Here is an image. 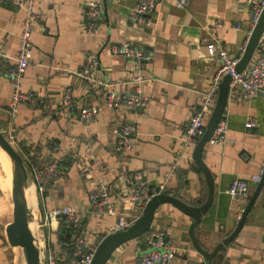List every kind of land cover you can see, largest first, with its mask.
I'll list each match as a JSON object with an SVG mask.
<instances>
[{"label": "crops", "instance_id": "crops-1", "mask_svg": "<svg viewBox=\"0 0 264 264\" xmlns=\"http://www.w3.org/2000/svg\"><path fill=\"white\" fill-rule=\"evenodd\" d=\"M86 1L37 0L42 18L32 34V58L21 81L22 92L32 99L19 106L11 125L7 72L18 50L23 14L0 2V130L13 136L37 196L31 167L60 165L58 177H44L45 190L40 196L44 214L64 205L84 214L69 240L58 239L60 220L44 223L48 229L44 250L54 249L57 264H76L71 255L72 232L83 231L94 243L112 232L114 217L86 212L87 195L99 177L108 182L112 201L120 211L130 209L131 185L151 190L165 179L168 194L195 206L206 201L207 180L195 163L194 145L185 148L183 144L199 93L217 69L216 50L210 51L202 39L235 54L250 23L248 0H153L148 25H139L130 16L143 0H100L102 19L98 33L90 35L85 32ZM125 41L144 48L145 58L128 60L111 53L110 44ZM94 57L98 60L96 77L109 84L101 91L95 83L75 75ZM66 89L72 92L69 106L63 103ZM136 89L148 98L147 105L123 107L126 94ZM104 90L118 96V108L106 106ZM83 104L96 109L92 120L80 119ZM223 117L225 140L209 141L202 151L214 180V197L194 235L207 250L234 228L246 206L247 202L226 193L229 184L248 179L252 194L258 183L252 178L264 164V87L250 100L229 99ZM248 122L254 125L247 127ZM124 124L135 127L128 148L118 143ZM133 176L132 184L125 181ZM192 222V217L170 203L156 208L150 230L165 231L173 247L170 264L200 260L189 236ZM224 228L225 233L220 232ZM147 251L141 236L116 248L105 264H141ZM222 253L223 259L214 264H264V184L242 228Z\"/></svg>", "mask_w": 264, "mask_h": 264}, {"label": "built area", "instance_id": "built-area-1", "mask_svg": "<svg viewBox=\"0 0 264 264\" xmlns=\"http://www.w3.org/2000/svg\"><path fill=\"white\" fill-rule=\"evenodd\" d=\"M0 2L8 3L18 8L23 17L21 19L22 29L19 33L18 50L14 59V64L9 68L7 77L10 80L11 96L9 100V124L15 120L18 115L19 106L32 99L30 94H25L21 90V81L25 71L30 64L33 52L32 34L36 25L40 22L42 15L37 10V0H0ZM182 6V2L178 3ZM154 7L153 0H143L137 3L131 10V18L139 25H148L150 23V13ZM248 8L250 14V23L247 35L243 43L238 47L235 54L229 53L227 50L216 46V44L207 38H203L207 48L210 51L216 50V72L212 75L206 88L203 89L198 96V102L194 107L190 119L184 129V147L191 148L195 145L196 140L200 138L205 130L206 122L210 116L217 97L219 84L224 75L230 76L228 100L246 101L258 95L264 87V30L259 36L253 49L251 57L245 67L238 71L237 64L240 61L246 49L250 36L260 18L264 9V0H248ZM83 10L85 17L88 18L85 32L90 35L98 33L99 23L104 12L103 4L100 0H88L84 2ZM109 49L112 54L122 56L128 60H142L147 55L144 48L140 45H133L130 42H120L110 44ZM98 68V60L96 57L89 60L75 75L82 80H89L95 83L101 90L107 88L109 84L105 80L96 77ZM137 76L136 79H140ZM105 104L109 109L119 107L118 96L109 90L102 93ZM72 92L66 89L63 96V103L66 106L71 104ZM148 98L139 90L126 94L123 100V107L127 109H135L140 106H146ZM96 109L93 106L83 104L79 108V117L82 120H92L95 116ZM217 122L214 132L209 141H224L226 132V121L223 117ZM254 125L251 122L246 124L247 127ZM118 143L122 148H128L135 127L132 124H124L120 130ZM6 137L12 142L13 136L8 131ZM174 166H172V169ZM264 170L262 165L259 174L252 179L258 182ZM60 173V165L53 162L48 167L40 169L31 167V175L36 184L37 191L41 196L45 190V179L49 177H58ZM133 177L125 178V181L132 184ZM162 181L157 186L148 189L133 187L130 191V209L126 212L118 210L112 201L110 187L108 182L99 177L94 183L92 190L87 195L88 206L86 212L96 214L97 216H112L115 222L112 232L124 230L131 225L142 213L150 198L160 193H167L166 181ZM226 193L232 199L247 202L250 197L248 179L233 180ZM244 208H241L240 215ZM83 211L76 209L70 205H64L58 208L47 210L44 219L47 224L48 220H60L66 228L71 232L74 228H79ZM74 243L71 255L76 260V264H90L93 254L98 243H94L83 231L72 232ZM144 240L148 246V251L142 256L141 264H170L173 256V247L166 240L164 230H149L145 233ZM44 264H57V255L53 248H47L44 256Z\"/></svg>", "mask_w": 264, "mask_h": 264}, {"label": "water", "instance_id": "water-1", "mask_svg": "<svg viewBox=\"0 0 264 264\" xmlns=\"http://www.w3.org/2000/svg\"><path fill=\"white\" fill-rule=\"evenodd\" d=\"M264 30V9L260 18L250 36L246 49L237 64V70H242L248 62L256 42ZM230 76L224 75L218 88V97L215 106L208 117L205 130L200 138L196 140L193 148V157L195 163L199 166L206 176L207 180V199L198 206L188 204L179 198L167 194L160 193L153 196L147 202L143 213L126 229L106 234L98 243L96 250L93 254L90 264H105L113 251L123 243L139 238L150 230L156 208L160 204L170 203L180 211L192 217L193 222L189 227V236L195 251L199 254L200 260L189 261L187 264H214V260L218 263L223 259V251L226 246L235 238L237 233L242 228L247 214L252 208L260 189L264 184V170L258 181L254 191L246 203V206L239 218L238 222L219 242H217L212 250H207L196 239L194 235L195 228L200 224L202 216L206 214L212 204L214 197V180L212 174L202 160V151L204 146L214 132L217 122L222 118L225 113V107L228 102ZM121 132V131H120ZM0 148L6 152L12 164V221L5 226V234L7 242L10 246H19L24 250L26 264H44L41 259L40 250L34 244V237L28 227L27 221V204L24 198V188L30 176V170L27 163L24 161L18 150L13 143L6 137L0 130ZM220 232L225 233V228ZM222 251V252H220Z\"/></svg>", "mask_w": 264, "mask_h": 264}, {"label": "rangeland", "instance_id": "rangeland-1", "mask_svg": "<svg viewBox=\"0 0 264 264\" xmlns=\"http://www.w3.org/2000/svg\"><path fill=\"white\" fill-rule=\"evenodd\" d=\"M8 165L6 164L3 156L0 153V248L1 255L3 259L0 261V264H26L25 253L24 250L19 246H10L6 239L5 234V226L12 221V186L10 181L8 180ZM10 169V168H9ZM31 179H28V184ZM27 184V185H28ZM11 186V192L9 190ZM37 204L40 201V195L38 194ZM28 210L30 209V204L26 197L25 199ZM40 214V215H39ZM37 222L39 226L34 225V229L38 228V234L43 239V246L40 249V255L42 262H44L45 250H44V237L45 232L48 230L46 226H44V212L42 210L41 201H40V211H38ZM42 251V252H41Z\"/></svg>", "mask_w": 264, "mask_h": 264}, {"label": "bare ground", "instance_id": "bare-ground-1", "mask_svg": "<svg viewBox=\"0 0 264 264\" xmlns=\"http://www.w3.org/2000/svg\"><path fill=\"white\" fill-rule=\"evenodd\" d=\"M0 153L3 156L6 164L10 168V169L7 168V172L9 174L7 176H8V180L10 181V183H12V164H11V160L8 157V155L6 154V152L3 151L1 148H0ZM11 186H12V184H11ZM11 186H10L9 190L11 189ZM10 192H11V190H10ZM26 197H27L28 202L30 204V209L27 211L28 227H29V229L32 232V235L34 237L35 246L40 250L41 247L43 246V239L40 237L41 235L38 234V228L33 230L34 225L39 226V224L37 222V216H38L39 209H38V204H37L36 193H35V190H34V187H33L32 184H28L24 188V198L26 199ZM52 220H55V219H52Z\"/></svg>", "mask_w": 264, "mask_h": 264}, {"label": "trees", "instance_id": "trees-1", "mask_svg": "<svg viewBox=\"0 0 264 264\" xmlns=\"http://www.w3.org/2000/svg\"><path fill=\"white\" fill-rule=\"evenodd\" d=\"M70 235H71V232L69 231V229L66 228L64 224L61 222L58 228V239L59 240H69Z\"/></svg>", "mask_w": 264, "mask_h": 264}]
</instances>
